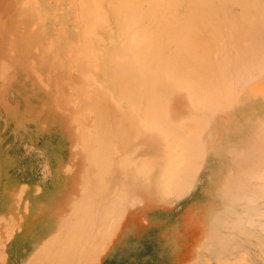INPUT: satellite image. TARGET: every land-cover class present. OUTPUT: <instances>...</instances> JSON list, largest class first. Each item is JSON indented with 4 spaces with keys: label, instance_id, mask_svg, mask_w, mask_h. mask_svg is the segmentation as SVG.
Returning a JSON list of instances; mask_svg holds the SVG:
<instances>
[{
    "label": "bare ground",
    "instance_id": "6f19581e",
    "mask_svg": "<svg viewBox=\"0 0 264 264\" xmlns=\"http://www.w3.org/2000/svg\"><path fill=\"white\" fill-rule=\"evenodd\" d=\"M0 264H264V0H0Z\"/></svg>",
    "mask_w": 264,
    "mask_h": 264
},
{
    "label": "rangeland",
    "instance_id": "374dc122",
    "mask_svg": "<svg viewBox=\"0 0 264 264\" xmlns=\"http://www.w3.org/2000/svg\"><path fill=\"white\" fill-rule=\"evenodd\" d=\"M189 201L190 200L186 199L184 202L186 204H188V203H190ZM176 208L178 209L177 206H176ZM168 210L169 209L166 208V207H163V205H161V206L158 205V206H154L152 208L147 209L146 218H145V216L143 217V219L145 218L144 221L142 222L143 223V228L145 230H148V231L150 230L149 233L150 232L152 233V231L157 229L158 226H160L164 222L166 223L167 221L172 219V217L174 216V215H172L174 210L172 212H170ZM144 237H145V235H143V233H140L139 236L134 238V241L132 243H137L138 241L144 243V241H143ZM151 238H146L145 239L147 244L150 242ZM130 250L132 251L133 249H130ZM191 253H192V250H191Z\"/></svg>",
    "mask_w": 264,
    "mask_h": 264
}]
</instances>
